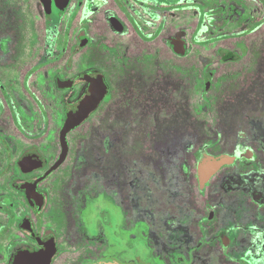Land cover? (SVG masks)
I'll list each match as a JSON object with an SVG mask.
<instances>
[{
  "label": "flooded vegetation",
  "instance_id": "obj_1",
  "mask_svg": "<svg viewBox=\"0 0 264 264\" xmlns=\"http://www.w3.org/2000/svg\"><path fill=\"white\" fill-rule=\"evenodd\" d=\"M29 1L0 0V264H264V69L230 92V135L207 95L209 66L245 57L264 0H35L44 58ZM53 45L78 54L76 72L43 71ZM197 45L216 59H191ZM181 66L201 67V92ZM92 75L103 95L55 166Z\"/></svg>",
  "mask_w": 264,
  "mask_h": 264
},
{
  "label": "rangeland",
  "instance_id": "obj_2",
  "mask_svg": "<svg viewBox=\"0 0 264 264\" xmlns=\"http://www.w3.org/2000/svg\"><path fill=\"white\" fill-rule=\"evenodd\" d=\"M28 4L31 5V11L33 16V19L31 20L32 22L31 26L34 32L31 35V39L34 46L35 57L44 58L45 57L44 54L46 51L45 50L46 34L44 31L43 16L41 14L38 2H36V5H34L35 0H30ZM189 36L190 35H186L187 38H189ZM54 37L60 42L61 38H64L65 36L60 33L58 35L57 34L54 35ZM235 37H239V36H235ZM239 39L242 40L247 46V53L240 62L228 63L225 65L214 64L212 66H209V69L214 70V75H212L211 83H210L212 87L210 86L207 95L210 97L211 100H213L212 103L217 101L216 126L221 124V128H222L223 125L227 129V135H230L232 132H230V130H228V127H226L224 124L225 123L224 119L226 118L224 106L225 104H227L229 108H233L234 105L233 100L235 98V97H230L233 95L230 94V92L234 91L235 88H237L236 90L243 88V86H245V83L249 81L258 82L259 80L258 76L262 75L260 74V71L264 69V24L261 26L258 32L241 36ZM234 40L235 38H233L232 36L224 40L222 43L227 47H232ZM25 42H26V47L30 46L27 43L29 41H25ZM68 42L69 43L73 42L72 34L68 35ZM201 54L203 57L206 56L207 58L213 60H215L217 57L213 46H211L210 49H204L198 47V45L194 47L190 56L192 55L191 59H199ZM52 58L54 59V61L50 65L43 67L42 68L43 71L47 70V72H49L50 70H52L53 73L58 72L61 75L64 74L70 75L78 70L76 66V62L78 58L77 53L69 54V52L64 51L59 54V52L55 50V46L53 45ZM67 59L69 60L70 66L65 68L64 63L65 60ZM180 70H186V72L181 74V77L183 76L187 77V80H185L186 88L191 87L192 86L191 83L192 81H194L196 85V91L198 93L201 92L202 85L199 82L201 67L181 66ZM196 100H200L199 97L196 96ZM222 100L224 101L222 102ZM196 119H197L196 121L197 125L209 124L208 123L209 116L207 115V112L205 113L202 112V114L200 115L198 114ZM58 128H59L58 117L53 112L52 134L54 140L57 138ZM203 132H204L203 134H211V132L207 127L204 128Z\"/></svg>",
  "mask_w": 264,
  "mask_h": 264
},
{
  "label": "water",
  "instance_id": "obj_3",
  "mask_svg": "<svg viewBox=\"0 0 264 264\" xmlns=\"http://www.w3.org/2000/svg\"><path fill=\"white\" fill-rule=\"evenodd\" d=\"M42 3L45 5L47 3V0H41ZM58 5H61L63 1L60 0H54ZM65 4V2H64ZM63 5V4H62ZM79 79L83 78H74L73 80L68 81L64 84V86L69 87L73 83L77 82ZM91 82V85L85 95L79 99L78 101L72 103L67 107L66 111V118L63 123V126L60 130V142L62 146V153L60 160L55 164V166L58 165V163L62 160V158L65 156L67 145H66V133L79 125L87 116L88 114L96 107L97 103L100 101L103 92H104V85L102 84V81L99 77H96L93 75L90 77H86ZM210 165L213 164H219V160H214L211 162H208ZM206 163V164H208ZM205 164V165H206Z\"/></svg>",
  "mask_w": 264,
  "mask_h": 264
}]
</instances>
